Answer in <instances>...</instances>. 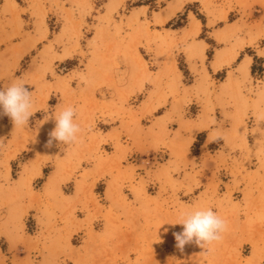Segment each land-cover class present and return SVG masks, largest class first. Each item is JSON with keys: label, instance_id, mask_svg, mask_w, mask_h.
Returning <instances> with one entry per match:
<instances>
[{"label": "rangeland", "instance_id": "1", "mask_svg": "<svg viewBox=\"0 0 264 264\" xmlns=\"http://www.w3.org/2000/svg\"><path fill=\"white\" fill-rule=\"evenodd\" d=\"M178 1L0 0V90L22 81L33 101L26 127L14 128L0 115V264H70L65 257L88 264L93 253L105 255L96 264H249L256 252L264 264V171H250L264 170V136L256 133L253 142L248 129L264 118V73L257 63L237 64L264 43L246 46L264 33L248 25L264 0H186L170 15ZM170 105L157 128L169 133L181 123L192 138L196 127L224 119L234 141L229 148L240 151L234 157L239 171L196 166L205 191L184 197L197 194L199 208L213 205L228 224L222 240L180 251L173 233L182 225L174 232L173 225L158 223L162 216L132 209L127 220H112L107 229L119 236L114 254L110 238L106 248L74 246L79 221L95 219L96 229L102 226V184L93 190L84 171L91 161L105 160L103 132L112 128L110 137L121 142L150 143V123ZM68 106L82 129L78 141L46 146L55 116ZM198 151L194 146V156ZM140 158L150 159V153L126 162ZM140 171H150V162ZM129 191L121 198L130 200ZM152 194L139 199L152 200ZM126 227L133 238L119 235ZM75 251L85 253L83 260L74 258Z\"/></svg>", "mask_w": 264, "mask_h": 264}, {"label": "crops", "instance_id": "2", "mask_svg": "<svg viewBox=\"0 0 264 264\" xmlns=\"http://www.w3.org/2000/svg\"><path fill=\"white\" fill-rule=\"evenodd\" d=\"M256 9H258L259 13L249 21L248 25L252 31L255 29L253 26L258 27V25L260 26L259 30L263 31L264 7L259 5ZM206 25L209 26V18ZM199 31H202V27ZM207 32H210V30L208 29ZM213 38L218 42L216 36ZM261 39L264 40V33L256 40L247 43L246 46L257 43ZM218 50V46H215L213 52L214 56L217 55ZM255 56L262 58V62H256ZM249 57H251V59H249ZM244 61L249 64V68L257 63L264 73V43L253 55H241L237 64L241 65ZM171 108L172 106L170 105V107H167L162 113L157 114L150 123V143H134L132 141L121 142V140L117 138L110 137V133L113 130L112 128L103 132L105 137L101 145H108L109 147V150H106V154L103 155L105 160L102 162H95L94 164L91 161L90 164L86 166L88 169L84 171V174L90 177L92 181L93 190L96 189L98 184H102V192L107 202L105 209L102 211V226L97 230L95 227V219L86 224L79 221L76 227H74L75 230L71 238V242L74 246L80 247L82 245H87L106 248L107 242L105 241L107 238H110L112 241H109L108 248H111V252L114 254L117 248L115 241L119 239V236H114L112 231V235H109L107 229L112 228L113 225L110 224L112 220H127L128 217L126 216L132 209H147L148 212L151 211L155 216H162L161 221L159 220L158 223L166 224L164 225L165 227L167 225H173V231L175 232V229L178 230V227L177 224L174 225V223L179 221L181 214L200 207V200L197 199V196L199 193L205 191V189L198 187V178L197 175H194L196 166L200 165L202 168L204 164L206 165L209 163L211 168H209L208 172L210 173L213 171H222L223 167H226L227 171H239L236 169L234 157L240 153V151L235 153L229 148V145L233 144L234 141L228 139L227 134L230 127H228L224 119H221L222 122L216 120V123H206L200 127H196L194 136L188 138L181 123L172 129L169 128V133L165 131L164 127L161 129L155 126L156 122L163 120L166 113L171 111ZM248 129L249 133L252 135L251 141L253 142L255 141L256 133L262 131L264 136V118H260V120L255 118ZM214 144L219 146L213 148L212 145ZM194 146L199 148L195 156L192 152ZM253 150L255 153V148H253ZM243 152L246 153L244 150ZM135 153L141 156L143 153H150V159H144L143 161L140 158L135 162H133L134 160H132V162H126L127 160L129 161V158ZM95 158H97V156H95ZM147 161L150 162V171H140L143 163ZM198 169L200 170V168ZM204 171H207V169H204ZM250 171L264 170L260 168V166H256V168L250 167ZM39 174L40 173H38V175ZM126 187H128L130 191ZM126 191H129V195L132 194L130 200L121 198V193H126ZM196 192H198V195L196 194L195 198L191 200L184 199L187 194ZM145 193H148V196H150V193L155 194L151 195L153 197L152 200H140V195ZM160 193H162L163 196ZM116 198H118V200ZM206 206L213 210V205L206 203ZM172 217H176V221L171 222ZM80 233H82L81 242L74 244L73 238L77 237ZM119 235L127 239L133 238L131 237L132 231L129 227L123 228ZM127 245L128 243H126L125 246ZM80 251L74 252V258H82L83 260L85 253ZM100 251L104 252V249L101 248ZM104 257V254L93 253L89 255L88 264H96ZM64 259L70 264H84L82 261L75 263L68 257Z\"/></svg>", "mask_w": 264, "mask_h": 264}, {"label": "clouds", "instance_id": "3", "mask_svg": "<svg viewBox=\"0 0 264 264\" xmlns=\"http://www.w3.org/2000/svg\"><path fill=\"white\" fill-rule=\"evenodd\" d=\"M32 93L24 82H16L6 89L0 90V115L8 116L14 128L28 126L32 112ZM76 109L68 106L55 116V127L49 133L48 147L53 142L70 145L76 143L82 129L75 122ZM175 224L183 226V231L173 233L176 247L183 251L185 246L195 243L202 249H207L223 238L228 229L227 221L211 208H197L182 213Z\"/></svg>", "mask_w": 264, "mask_h": 264}, {"label": "bare ground", "instance_id": "4", "mask_svg": "<svg viewBox=\"0 0 264 264\" xmlns=\"http://www.w3.org/2000/svg\"><path fill=\"white\" fill-rule=\"evenodd\" d=\"M185 1L186 0H179L178 2L173 3L172 6L170 7L169 14L173 15L176 11L181 9L182 6L184 5ZM199 23H200L199 21H197V22L194 21V23H193L194 27H195L194 30H198V28L200 26ZM219 65H220L219 63L216 64V66H219ZM261 260H262V255L260 253L256 252V253H254L253 257L250 259L249 264H258Z\"/></svg>", "mask_w": 264, "mask_h": 264}, {"label": "trees", "instance_id": "5", "mask_svg": "<svg viewBox=\"0 0 264 264\" xmlns=\"http://www.w3.org/2000/svg\"><path fill=\"white\" fill-rule=\"evenodd\" d=\"M200 18H202L201 16H199Z\"/></svg>", "mask_w": 264, "mask_h": 264}]
</instances>
